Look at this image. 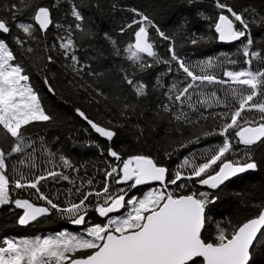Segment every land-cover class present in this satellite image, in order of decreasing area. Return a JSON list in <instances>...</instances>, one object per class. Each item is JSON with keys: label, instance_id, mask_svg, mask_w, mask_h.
<instances>
[{"label": "trees", "instance_id": "16d2710c", "mask_svg": "<svg viewBox=\"0 0 264 264\" xmlns=\"http://www.w3.org/2000/svg\"><path fill=\"white\" fill-rule=\"evenodd\" d=\"M30 2L50 7L53 25L46 31H40L31 19L32 10H9V3H19V0H0V17L5 18L10 27L11 34L6 38L10 48L16 55V63H19L25 74L29 76V84L38 93L41 103L48 114L53 116L50 122H36L27 127L26 135L34 144L36 151L32 160L35 167L27 166L26 153L32 152L31 148L20 154L26 158V165H19L15 158H10L8 174L15 176L12 165L16 164L19 172L29 175L40 174L47 169L61 172L69 177V180H53L41 182V191L53 198L56 203L65 206L68 200L77 201L76 188L81 191L99 190L105 182V171L111 166L119 164L107 154L111 147L124 158L129 155H145L153 158L158 164L169 169V176L173 175L178 165L188 157L196 154L197 163L202 162L201 153L208 152L222 144L223 137L219 135H206V133L218 131L225 122L215 113L227 111L223 105L213 107H200L199 101L209 97L211 92L233 106L236 102L232 99V88L238 86L232 84H207L201 85L192 91V102L199 109L193 112L185 103L179 102L173 105L165 93L172 84L180 88L184 86L186 78L182 70H177V65L154 63L153 67L144 71L139 65L127 59L125 51L129 43H134L132 29L121 33V27L126 26L133 18L139 19L131 11L136 9L143 12L160 27L172 40L166 41L150 29L151 40L155 42L154 50L163 59H169L168 47L171 43L177 54L186 61L187 65L196 73L204 72L223 77L225 70H239L246 67L244 61L250 57L243 55V45L240 42L226 46L217 38L214 29L210 27V20L204 17H215L219 11L215 7V0H30ZM223 3L232 6L236 11L245 8L264 15V0H222ZM55 5V6H53ZM75 5L84 16L82 22L85 31L75 30L78 23L71 16V7ZM20 23H32L36 29L33 37H28L17 27ZM73 26L72 39L75 43L70 54L77 56L79 63L73 62L65 56L60 49L61 38L67 37L69 26ZM105 33L116 41L115 47L106 38ZM253 45L250 51H258L264 57V27L255 24L251 29ZM19 36L23 46L17 45L13 37ZM195 38L197 43H191ZM246 43V40H245ZM27 48L33 51L28 53ZM120 54H116V50ZM144 56V60L153 63V58ZM52 56L53 62H48L47 57ZM211 59L213 67L208 68L202 62ZM228 61H236L235 64ZM169 67L172 71L169 72ZM260 60L253 59V70L260 68ZM79 70V71H77ZM133 75L136 80L145 83L148 95L143 98L135 97L130 86L123 82V76ZM47 77L49 84L55 89V93L49 92L45 84ZM199 83V82H197ZM97 90L104 95H97ZM130 103L126 114L123 105ZM169 104L175 107V112H166L159 105ZM83 110L89 118L101 126L111 127L117 135L112 141H107L95 132L75 111ZM181 112L187 114L191 123L183 118L177 120L176 115ZM203 112L207 119L200 118ZM247 119H256L259 122V114L247 113ZM137 125L139 127H137ZM199 137V141L195 142ZM232 140L236 149L229 154V159H242L243 152H251L252 158L259 165L256 173H248L232 179L218 190H212L205 185L185 181L190 185L188 190L196 192H212L217 199L207 206V223L203 235L206 239L214 238L216 225L230 227L239 225L247 219L256 216L259 208L256 205L264 203V140L249 146L236 142L234 133ZM193 141V143H189ZM0 143H5L0 137ZM182 145H186L182 147ZM5 146H7L5 144ZM54 154V155H50ZM63 156L71 167H65L60 160ZM183 171V170H182ZM92 184L89 185L88 181ZM113 194H117L121 188L130 197L143 198L152 188L159 184L139 185L128 189L127 184H116L115 180H109ZM170 188L174 186H169ZM71 190V191H69ZM33 189H15L11 191V198L29 199L38 206H47L44 201L38 200ZM59 197V199H55ZM98 201L90 198L92 207L88 211L86 220L89 225L93 223H106L107 217H100L94 211ZM127 209H123L118 215H123ZM23 214L21 208L14 203L0 207V242L4 239L18 240L35 237L47 233L56 234L61 231L78 233L84 226L73 225L71 222L53 210L34 223L23 226L18 223V218ZM111 216V215H110ZM260 242L253 249L251 264H264V235L260 236Z\"/></svg>", "mask_w": 264, "mask_h": 264}, {"label": "snow or ice", "instance_id": "6c2138e0", "mask_svg": "<svg viewBox=\"0 0 264 264\" xmlns=\"http://www.w3.org/2000/svg\"><path fill=\"white\" fill-rule=\"evenodd\" d=\"M21 7L32 10L31 19L40 31H47L53 25L50 7L34 4L30 0L9 3V10H19ZM215 7L219 10L215 17L205 16L204 19L211 21L210 27L214 29L218 40L239 41L243 45V55L250 57L244 61L246 67L225 70L223 77L227 79L206 73L203 69L201 73L194 72L177 54L171 43L168 47L169 59L160 57L154 50L155 42L151 40L150 29L166 41H171L172 38L143 12L132 9L139 19L133 18L130 23L121 27L120 31L123 33L126 28L133 30L134 43H129L125 51L128 53L127 59L138 64L141 71L153 67L154 63L171 65L172 62L176 63L177 70L183 71L187 78L183 81L184 86L180 88L174 83L165 93L173 105L176 102L181 106L187 103L193 112H198L199 109L192 102L190 90L205 83L238 86L232 88L229 93L238 106L229 104L226 99L222 100L216 92H211L208 98L199 101L200 107L223 105L228 109L215 113L216 117L225 121L219 130L206 133L223 137L222 144L201 153L202 162L197 163L195 153L192 158L186 157L171 176L168 168L149 156L129 155L124 158L109 147L107 154L119 164L105 171V182L99 190L85 192L77 187L75 194L78 200H68L65 206L56 203L53 198L42 192L40 185L49 178H62L67 181V175L52 169L29 175L19 172L16 164L11 166L16 175L10 177L8 174L10 158L14 157L19 165H26V158L20 154H25L28 148H31L32 152L26 153L27 166H36L32 160L36 148L29 142L27 127L36 122H50L53 116L47 113L38 93L28 83L29 76L25 74L23 67L15 62L16 55L6 42L7 36L11 34V27L5 18L0 17V137H3L5 142L0 143V205L14 203L17 208L23 209V214L18 218L20 225H27L55 210L71 224L84 226L78 233L61 231L55 235L36 236L19 241L4 239L0 242V264H251L253 249L260 242V236L264 235V203L256 205L259 208L256 216L239 225H232L231 221L228 222L230 227L217 224L214 238L206 239L203 235L206 208L214 203L217 197L212 192L181 191L190 188L185 181L216 190L232 177L259 168L248 150L243 152L242 159L233 160L228 156L236 151L232 140L233 133L237 138L236 142L246 146V149L264 140V57L258 51H250L254 43L252 26L259 24L264 27V15L247 8L236 11L222 0H215ZM70 12L78 22L74 25L75 30L83 33L84 16L81 11L73 5ZM17 27L30 38L36 30L32 23H20ZM72 28L70 25L67 37L61 38L64 42L60 43L59 47L65 56L79 63L77 56L70 54L75 47ZM105 36L115 47L116 41L111 40L107 33ZM13 39L17 45L23 46L24 41L19 36ZM191 43L195 44L197 40L193 38ZM26 51L31 53L33 49L27 48ZM116 54H120L119 49ZM142 54L153 58V63L144 60ZM253 59L260 60V68L253 70ZM47 60L51 63L53 57L48 56ZM228 63L235 64L236 61ZM202 64L208 68L213 67L211 59ZM171 71L169 67V72ZM44 82L49 92L55 93L47 77ZM123 82L130 86L135 97L143 98L148 95V86L136 80L134 74H125ZM97 95L104 94L97 90ZM159 106L166 112H175V107H170L169 104ZM123 107L122 115L126 114L129 108L135 110L130 103H125ZM75 111L107 141H112L117 135L113 128L101 126L80 108ZM247 113L259 114V122L254 118L247 119ZM199 116L207 119L203 112H200ZM175 118L192 122L183 112ZM198 141L199 137L195 142ZM184 146L186 145H182ZM60 160L65 167H71L70 162L63 156ZM109 180H115L116 184H127L129 190L150 182H158L159 188L148 191L143 198L133 196L126 199L127 192L123 188L113 194ZM88 184L91 185L92 181L89 180ZM170 185L174 187L170 188ZM13 188L35 190L36 198L44 201L47 206H38L29 199L13 200ZM93 197L98 201L94 211L100 217H107L106 223L88 224L86 216L92 207L88 202ZM120 209L127 211L123 215L110 216Z\"/></svg>", "mask_w": 264, "mask_h": 264}, {"label": "water", "instance_id": "95a60500", "mask_svg": "<svg viewBox=\"0 0 264 264\" xmlns=\"http://www.w3.org/2000/svg\"><path fill=\"white\" fill-rule=\"evenodd\" d=\"M37 26H38V25H37ZM51 26H52V25H51ZM51 26H50V27H51ZM50 27H49V28H50ZM49 28H48V29H49ZM43 32H46V31H43ZM220 42H221V41H220ZM237 42H239V41H236V42H221V44H222V45L229 46V45L235 44V43H237ZM145 55H146V54H145ZM259 142H261V141H259ZM259 142H257V143H259ZM256 172H257V170H256V171H251V170H250V171H248V172L238 174L237 176L232 177L230 180L226 181L225 184L228 183L229 181H231L232 179H235V178L241 177V176H243V175H245V174H248V173H256ZM153 183H154V184H159L158 182H150V183H147V184H144V185H149V184H153ZM225 184H224V185H225ZM224 185H222V186H224ZM205 186H206V185H205ZM222 186H221V187H222ZM206 187H208V186H206ZM216 190H218V189H216ZM126 199H127V197H126ZM22 210H23V209H22ZM122 210H123V209H120L118 212L111 213L110 215H116V214L120 213ZM23 211H24V210H23ZM205 214H206V223H207V209H206V213H205ZM45 216H47V215H45ZM42 217H44V216H41V217H39L38 219H40V218H42ZM38 219H37V220H38ZM37 220H36V221H37ZM34 222H35V221H33V222H31V223H29V224H27V225H23V226H28V225H30V224H32V223H34ZM205 227H206V224H205ZM251 263H252V260H251Z\"/></svg>", "mask_w": 264, "mask_h": 264}, {"label": "rangeland", "instance_id": "374dc122", "mask_svg": "<svg viewBox=\"0 0 264 264\" xmlns=\"http://www.w3.org/2000/svg\"><path fill=\"white\" fill-rule=\"evenodd\" d=\"M29 83V82H28ZM155 188H159V186L158 187H152L150 190H152V189H155ZM149 190V191H150ZM2 205H0V207H1ZM47 235H54V234H52V233H47V234H44V235H38V236H47ZM36 237V236H35ZM31 238H34V237H28V238H22V239H31ZM19 240H21V239H18L17 241H19Z\"/></svg>", "mask_w": 264, "mask_h": 264}]
</instances>
